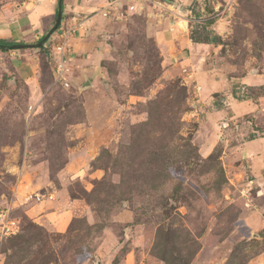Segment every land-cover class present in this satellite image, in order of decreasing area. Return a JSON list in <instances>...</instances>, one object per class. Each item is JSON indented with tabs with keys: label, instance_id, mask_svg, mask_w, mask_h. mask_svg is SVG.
Wrapping results in <instances>:
<instances>
[{
	"label": "rangeland",
	"instance_id": "374dc122",
	"mask_svg": "<svg viewBox=\"0 0 264 264\" xmlns=\"http://www.w3.org/2000/svg\"><path fill=\"white\" fill-rule=\"evenodd\" d=\"M105 1L62 0L68 85L49 39L0 49V264H264V0Z\"/></svg>",
	"mask_w": 264,
	"mask_h": 264
},
{
	"label": "built area",
	"instance_id": "2783aa9c",
	"mask_svg": "<svg viewBox=\"0 0 264 264\" xmlns=\"http://www.w3.org/2000/svg\"><path fill=\"white\" fill-rule=\"evenodd\" d=\"M106 5L103 7L102 15L105 17L110 13V9H116L113 5L114 0H106ZM160 3V2H157ZM134 5L131 6L133 8ZM81 27H77V25H72L69 27L58 26L56 30L52 33L48 41L52 42V54H53V76L56 81L64 82L65 85H68L66 79L69 72L68 63L72 59V45L69 39L73 37V33L79 31ZM185 73L186 78H190V84L193 85V93L195 94L200 90V86L196 84L193 79L194 72L191 70H187V68L182 69ZM241 92H245L244 87H240ZM0 213V237L7 236L13 232H15V222L11 219H5V214Z\"/></svg>",
	"mask_w": 264,
	"mask_h": 264
},
{
	"label": "crops",
	"instance_id": "0c3cea01",
	"mask_svg": "<svg viewBox=\"0 0 264 264\" xmlns=\"http://www.w3.org/2000/svg\"><path fill=\"white\" fill-rule=\"evenodd\" d=\"M56 9L57 0H37L35 10L25 11L22 14H18L17 10L16 24L14 23L16 26V41H20L22 39L24 33L26 32L25 28H28L30 31L37 30L38 36H36V38L44 35L52 25L51 22L54 19ZM14 25L10 24L7 27H0V39L13 37V31L15 30ZM212 28L214 27L212 26ZM69 41L71 42L73 51H75V64H78L77 66H83L82 62L87 61L88 58H83L79 54H82V52L86 53L87 50H90L88 48L89 45L87 43L79 42L77 37H71ZM193 48L195 49V46ZM93 56L94 55L92 54V57Z\"/></svg>",
	"mask_w": 264,
	"mask_h": 264
},
{
	"label": "water",
	"instance_id": "95a60500",
	"mask_svg": "<svg viewBox=\"0 0 264 264\" xmlns=\"http://www.w3.org/2000/svg\"><path fill=\"white\" fill-rule=\"evenodd\" d=\"M165 1L175 7H179L183 11L182 6H178V3L174 0H162ZM61 14H62V0H57V11H56V16L54 19L53 25L49 28V30L44 34V36L37 41L34 44H29V43H0V48H8V49H19V48H28V47H40L41 45H44L45 42L49 39V37L52 35V33L56 30L57 26L59 25L61 21ZM90 85L89 80H85L84 83L81 85L80 89L85 88L86 86Z\"/></svg>",
	"mask_w": 264,
	"mask_h": 264
},
{
	"label": "trees",
	"instance_id": "16d2710c",
	"mask_svg": "<svg viewBox=\"0 0 264 264\" xmlns=\"http://www.w3.org/2000/svg\"><path fill=\"white\" fill-rule=\"evenodd\" d=\"M56 11H57V9H56ZM56 11H55V14H54V19H55V16H56ZM206 22H207L206 24L212 25L213 20H212V19H208ZM59 24H60V23H59ZM58 26H59V25H58ZM58 26H57V27H58ZM192 33H193V32L191 31L190 35H191ZM215 36H216V35H215ZM42 37H43V35L40 36V37H38V38L36 39L35 42L39 41ZM189 38L191 39V41H192L194 44H198V43H212V46H214V44H217V42H215V39H216V40L219 39V37L216 36V37H212L210 41H208V40H196V39L193 38L192 35L189 36ZM0 43H7V42H6V40H4V39H0ZM45 43H46V42H45ZM43 46H44V45H41L40 48H43ZM0 49H1V50H6V49H2V48H0ZM49 50L51 51V56H52V60H53L52 50H51L50 48H49Z\"/></svg>",
	"mask_w": 264,
	"mask_h": 264
},
{
	"label": "bare ground",
	"instance_id": "6f19581e",
	"mask_svg": "<svg viewBox=\"0 0 264 264\" xmlns=\"http://www.w3.org/2000/svg\"><path fill=\"white\" fill-rule=\"evenodd\" d=\"M179 5V4H178ZM179 8V7H178ZM183 28L185 27V20L183 19H180L179 22H178Z\"/></svg>",
	"mask_w": 264,
	"mask_h": 264
}]
</instances>
